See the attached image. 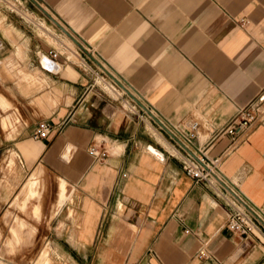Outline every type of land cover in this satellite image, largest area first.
<instances>
[{"label": "crops", "instance_id": "obj_1", "mask_svg": "<svg viewBox=\"0 0 264 264\" xmlns=\"http://www.w3.org/2000/svg\"><path fill=\"white\" fill-rule=\"evenodd\" d=\"M263 95L264 0H0V163L28 172L14 192L0 175V211L49 167V205L26 222L56 231L45 244L73 264H264V232L229 231L224 197L155 125L264 208V110L238 138L224 131Z\"/></svg>", "mask_w": 264, "mask_h": 264}, {"label": "built area", "instance_id": "obj_2", "mask_svg": "<svg viewBox=\"0 0 264 264\" xmlns=\"http://www.w3.org/2000/svg\"><path fill=\"white\" fill-rule=\"evenodd\" d=\"M48 54L55 56V51L48 50ZM264 95L262 96V98ZM261 97L250 101L246 106L240 108L232 120L224 128V131L236 139L242 135L262 114L264 107ZM168 135L174 140L176 147L181 150V166L185 173L192 177L195 183H201L216 190L218 195L225 199L226 221L225 227L234 233L250 235L258 230L264 232V208L255 206L251 201L236 187L230 184L218 169V159L207 157L202 150L193 152L188 149L186 143L178 137L173 128L164 122H159ZM197 122L190 123V129L194 130ZM51 126L47 122L38 124L31 138L34 140L44 138L50 131ZM87 154L94 162L103 160L107 156L104 148L98 143H90L86 148ZM123 175V174H122ZM198 257H204L205 251L198 250Z\"/></svg>", "mask_w": 264, "mask_h": 264}, {"label": "rangeland", "instance_id": "obj_3", "mask_svg": "<svg viewBox=\"0 0 264 264\" xmlns=\"http://www.w3.org/2000/svg\"><path fill=\"white\" fill-rule=\"evenodd\" d=\"M100 72L106 77V74L103 71L100 70ZM155 125L158 130L165 133L166 137L172 144L176 145L174 140L168 135V132L161 127L159 123ZM10 152L13 151L4 153V157ZM14 156L15 153L13 152V158ZM41 172L42 169L37 170L34 189L29 196H26L23 193L24 184L20 191L21 198L19 199L17 196L14 200H12L10 204L12 206H4V208L0 211V264H73L72 260L65 253V250H68V248L55 246L50 247L45 244V241L50 238L54 242L56 240L58 241V238L60 237H55V234L57 235L56 231L48 232L35 230L33 226L27 224V222L31 223V221L26 218L28 214L25 209L28 205L29 208H37L36 213H34L33 209H31V212L32 216L38 220L40 217L41 203L42 207L48 206L51 199L55 172L49 167L44 168L43 172ZM27 173L28 172H20V169L17 166H15L11 171H8L7 167H5V161L0 163V175L5 177H2L4 181L9 182V185H7L9 192H14L18 189V184L25 179ZM29 177L30 174L28 178ZM60 181L61 180L58 179L57 197L59 196ZM13 184H15V187ZM32 199H35L36 203L33 204L31 202ZM54 205H56V202ZM57 205L60 207L62 203L57 201ZM54 207L55 206L52 205V211L54 210ZM57 209L55 208V210ZM6 210L10 211V213L8 214V211ZM12 213L15 215L12 216Z\"/></svg>", "mask_w": 264, "mask_h": 264}, {"label": "bare ground", "instance_id": "obj_4", "mask_svg": "<svg viewBox=\"0 0 264 264\" xmlns=\"http://www.w3.org/2000/svg\"><path fill=\"white\" fill-rule=\"evenodd\" d=\"M47 65V64H46Z\"/></svg>", "mask_w": 264, "mask_h": 264}]
</instances>
